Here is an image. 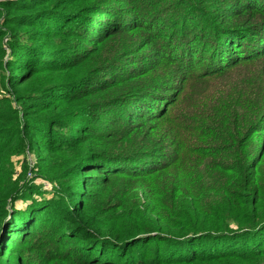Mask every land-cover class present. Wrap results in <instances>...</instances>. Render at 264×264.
<instances>
[{
  "label": "trees",
  "instance_id": "1",
  "mask_svg": "<svg viewBox=\"0 0 264 264\" xmlns=\"http://www.w3.org/2000/svg\"><path fill=\"white\" fill-rule=\"evenodd\" d=\"M0 264H264V0H0Z\"/></svg>",
  "mask_w": 264,
  "mask_h": 264
},
{
  "label": "built area",
  "instance_id": "2",
  "mask_svg": "<svg viewBox=\"0 0 264 264\" xmlns=\"http://www.w3.org/2000/svg\"><path fill=\"white\" fill-rule=\"evenodd\" d=\"M29 175H31V174H29Z\"/></svg>",
  "mask_w": 264,
  "mask_h": 264
},
{
  "label": "rangeland",
  "instance_id": "3",
  "mask_svg": "<svg viewBox=\"0 0 264 264\" xmlns=\"http://www.w3.org/2000/svg\"><path fill=\"white\" fill-rule=\"evenodd\" d=\"M31 176V175H30Z\"/></svg>",
  "mask_w": 264,
  "mask_h": 264
}]
</instances>
